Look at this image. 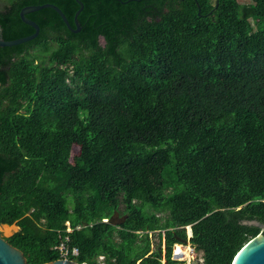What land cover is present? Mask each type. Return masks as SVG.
<instances>
[{"label": "trees", "instance_id": "obj_1", "mask_svg": "<svg viewBox=\"0 0 264 264\" xmlns=\"http://www.w3.org/2000/svg\"><path fill=\"white\" fill-rule=\"evenodd\" d=\"M80 1L79 31L43 7L0 46L5 239L29 264L64 235L78 264H161L147 231L190 225L199 264H232L264 224V0ZM44 3L76 27V0H0L1 36Z\"/></svg>", "mask_w": 264, "mask_h": 264}, {"label": "water", "instance_id": "obj_2", "mask_svg": "<svg viewBox=\"0 0 264 264\" xmlns=\"http://www.w3.org/2000/svg\"><path fill=\"white\" fill-rule=\"evenodd\" d=\"M76 1L79 4V8L75 11L74 16H73L74 24L76 25L75 28L71 27L65 14L55 4L44 3V4H39V5H27L20 9L19 16L22 19V21H24L25 23L33 27L34 31L31 34L23 36V37L6 40L1 36V26H0V46H12V45H16L22 42H26L36 37L39 32V25L35 21L26 17V14L32 11H36L43 7L53 8L60 15V17L62 18V20L64 21V23L67 25V27L70 30L74 32L79 31L80 26H79V23L77 22V15L79 11L82 9L83 4L80 0H76ZM240 207L241 206H239L238 208ZM115 214H117V211H114L107 219H103V221H106L112 224V217ZM241 223L246 224V225L257 226L261 229V231L257 235L251 237L236 252V254L233 257L232 264H264V233L262 232L264 229V224L255 219L253 220L243 219L241 220ZM190 230H191V227H190ZM191 234H192V231H190V236ZM182 241L184 243L189 242L188 239H183ZM0 264H29L26 261L23 252L17 247L13 246L11 243H9L5 239V237L2 235H0ZM42 264H78V263L74 260L58 258L52 261L44 262ZM81 264H86V263H81ZM164 264H167V263L165 262ZM174 264H182V263H174Z\"/></svg>", "mask_w": 264, "mask_h": 264}, {"label": "flooded vegetation", "instance_id": "obj_3", "mask_svg": "<svg viewBox=\"0 0 264 264\" xmlns=\"http://www.w3.org/2000/svg\"><path fill=\"white\" fill-rule=\"evenodd\" d=\"M125 217H126L125 214L117 212V214H115L112 217V224L113 225H120L121 223L124 222ZM150 231H155L160 239H159V243H158L157 248L154 250L149 249L147 251V255H151L155 251H157L159 254V257H160V261H161V257L163 259V264L165 262L167 264H174V263L185 264V262H183L182 260L175 258L177 256L178 252H176L174 248H175V245H178V244L187 246V243H184L182 241L183 239H187V237H188L187 235H186V238H184L180 234L173 232V237L176 239V241L169 244L167 239H166V236H165L166 233H165L164 229H155V230H150ZM161 245H162V249H161ZM188 246L190 247V242H188ZM168 247H170L169 258H168ZM178 254L180 255V257H183V254L181 252Z\"/></svg>", "mask_w": 264, "mask_h": 264}, {"label": "rangeland", "instance_id": "obj_4", "mask_svg": "<svg viewBox=\"0 0 264 264\" xmlns=\"http://www.w3.org/2000/svg\"><path fill=\"white\" fill-rule=\"evenodd\" d=\"M78 149L79 148H78L77 145H73L72 146V150H71V155L72 156L76 155L78 153ZM65 205H66V207L68 209H72L73 202H72L71 198H68L67 199ZM1 225H0V235H2L4 237L11 235V233L14 232V231H16L17 228H18L15 224H12L14 227H12L13 229L9 231V229H10L9 227H4L3 224H1ZM189 230H190V227L188 225L185 226V231H186L187 236L189 235ZM147 234H148V238H149V241H150L149 249L150 250L156 249L157 246H158V243H159V239H160L159 236L157 235V233L155 231H147ZM181 246H185V245H181ZM187 246H188V242H187ZM161 249H162V245H161ZM174 249H176V246H175ZM189 252H190L189 254L191 255L190 258L184 257V258H181L180 259L183 262H185V264H199L202 261V258H201L202 254H201V252L200 251H197L194 248V246H193V244L191 242H190V250H189ZM102 259H100V260H102ZM136 264H139V261H137ZM161 264H163L162 257H161Z\"/></svg>", "mask_w": 264, "mask_h": 264}, {"label": "built area", "instance_id": "obj_5", "mask_svg": "<svg viewBox=\"0 0 264 264\" xmlns=\"http://www.w3.org/2000/svg\"><path fill=\"white\" fill-rule=\"evenodd\" d=\"M188 226L191 227L190 225H188ZM66 230L70 231V228L67 227ZM189 237H190V233H189L187 239H189ZM54 249L57 250L60 259H69L70 260L71 256H77L79 253V250L76 246H71L69 244V236L68 235H64L63 238L54 246ZM102 258H103L102 256H99V259H102ZM175 258L181 259L180 255L178 253H177V256Z\"/></svg>", "mask_w": 264, "mask_h": 264}, {"label": "bare ground", "instance_id": "obj_6", "mask_svg": "<svg viewBox=\"0 0 264 264\" xmlns=\"http://www.w3.org/2000/svg\"><path fill=\"white\" fill-rule=\"evenodd\" d=\"M4 225V224H3ZM2 226V225H1ZM6 227H9L10 229H9V231L10 230H12L13 228L12 227H14L13 225H6ZM189 233H190V230H189ZM176 246V249H175V251H177L178 253H182L183 254V257H181V258H184V257H188V258H190L191 257V255L189 254L190 252H189V250H190V247L189 246H181V245H175ZM180 251V252H179Z\"/></svg>", "mask_w": 264, "mask_h": 264}, {"label": "crops", "instance_id": "obj_7", "mask_svg": "<svg viewBox=\"0 0 264 264\" xmlns=\"http://www.w3.org/2000/svg\"><path fill=\"white\" fill-rule=\"evenodd\" d=\"M7 224H4L3 226L6 227Z\"/></svg>", "mask_w": 264, "mask_h": 264}, {"label": "clouds", "instance_id": "obj_8", "mask_svg": "<svg viewBox=\"0 0 264 264\" xmlns=\"http://www.w3.org/2000/svg\"><path fill=\"white\" fill-rule=\"evenodd\" d=\"M189 240V239H188Z\"/></svg>", "mask_w": 264, "mask_h": 264}]
</instances>
